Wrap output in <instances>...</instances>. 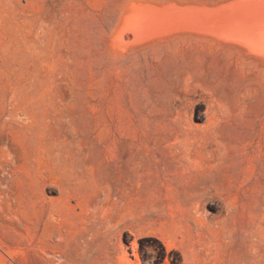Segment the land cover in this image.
Listing matches in <instances>:
<instances>
[{"label": "rangeland", "instance_id": "rangeland-1", "mask_svg": "<svg viewBox=\"0 0 264 264\" xmlns=\"http://www.w3.org/2000/svg\"><path fill=\"white\" fill-rule=\"evenodd\" d=\"M107 6L0 0V264H264V93L122 63Z\"/></svg>", "mask_w": 264, "mask_h": 264}, {"label": "bare ground", "instance_id": "bare-ground-1", "mask_svg": "<svg viewBox=\"0 0 264 264\" xmlns=\"http://www.w3.org/2000/svg\"><path fill=\"white\" fill-rule=\"evenodd\" d=\"M106 13L105 53L122 63H219L264 93V0H110Z\"/></svg>", "mask_w": 264, "mask_h": 264}]
</instances>
